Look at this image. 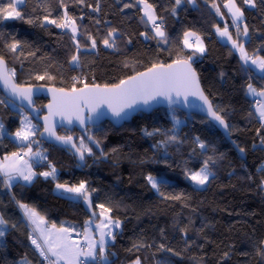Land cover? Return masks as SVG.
Instances as JSON below:
<instances>
[{"label":"trees","instance_id":"obj_1","mask_svg":"<svg viewBox=\"0 0 264 264\" xmlns=\"http://www.w3.org/2000/svg\"><path fill=\"white\" fill-rule=\"evenodd\" d=\"M227 1L181 0L177 5L175 0H24L17 7L24 19L0 15V57L15 70L20 86L69 91L84 84L111 86L153 64L191 57L202 91L242 154L212 123L178 110L137 114L119 127L105 122L84 132L59 130L61 137L75 141L85 161L81 166L70 150L40 141L39 127L33 148L45 152L46 159L33 167L31 182L9 186L0 175V212L7 222L0 226L5 229L0 264H42L20 204L34 209L50 226L82 230L85 221L99 220L102 209L97 205L111 209L107 213L121 229L106 245L105 264H132L137 259L140 264H264V122L252 108L257 102L248 96L249 84L264 90V73L246 67L239 48L216 37L217 28L227 26L248 56L264 58V0H255V6L234 0L243 13L235 34ZM140 2L150 4L157 20H164V38L143 17ZM8 5L9 0H0V8ZM65 14L75 22V34L44 19L63 22ZM185 33L194 34L189 39L193 46L199 37L203 53L185 46ZM16 41L19 46L13 52L9 46ZM73 55L78 57L74 64ZM38 75L45 78L38 80ZM0 100V156L19 153L23 159L21 152L33 141L24 145L8 138L22 120L1 93ZM45 104L37 99L35 106L43 110ZM172 120L182 125L178 128ZM205 161L212 175L197 189L188 177ZM52 168L54 176L40 175ZM149 175L164 182L157 194ZM81 182L96 217L83 200L54 193L57 184L71 187ZM87 264L102 262L99 258Z\"/></svg>","mask_w":264,"mask_h":264},{"label":"snow or ice","instance_id":"obj_2","mask_svg":"<svg viewBox=\"0 0 264 264\" xmlns=\"http://www.w3.org/2000/svg\"><path fill=\"white\" fill-rule=\"evenodd\" d=\"M83 2V0H81ZM176 4L179 5L181 0H175ZM246 4H250L255 6V0H244ZM24 0H9L8 8H0V15L3 16L4 19H24L21 15L20 11H17V6L23 4ZM126 7L128 5H125ZM228 8L229 12L232 13L233 23H236L239 20L243 13L241 10L236 7L234 0H228V3L224 5ZM213 7H216L213 5ZM152 6L150 4L145 5V15L148 16V19L151 20L155 26L156 35L164 38L165 33L161 30L160 25L155 23V17L151 11ZM173 11H175L173 9ZM219 8H217V12L219 13ZM45 21L51 24H56L57 27L60 28H68L70 27L73 34L76 32L75 22L71 20L70 17H67L65 14V19L63 22H57L56 20H49L46 16ZM28 23H33L31 19L27 21ZM43 27V25H41ZM217 32L223 37H228L229 40H232V37L228 33L227 26L223 30L217 28ZM248 29L244 28L243 33L247 36ZM111 35V33L109 34ZM194 35L192 33H185L184 44L186 47H192L193 45L189 43V36ZM197 42V51L203 53L204 48L199 41V37L196 38ZM96 42L92 41V46L95 47ZM106 46L111 47L108 40L104 41ZM19 46V41L12 43L9 47L11 51L15 52ZM233 48H239L241 51V59L245 64H248L249 57L247 53L244 51L243 45H238L235 40H232ZM72 62L75 63L78 61V57L76 55L72 56ZM191 57L187 60H176L172 64H153L151 68H149L146 72L137 73L134 76H130L127 80H121L118 84L114 85H104L101 87L98 84L88 85L84 84L82 88L73 87L70 91L65 90L63 88L60 89H50L53 93V101L49 104L48 110L49 114L45 117V131L50 135H55L52 131V128L49 125V121L52 116L60 115L62 117L66 116L71 123L72 117L74 116L76 120H78L81 124L85 122V119H92L91 116L87 118L84 117L83 112L84 109H88L89 112L95 111L101 104H107L109 108L112 109L113 114L115 116H121V113L125 108L131 107L132 104L137 99H142L145 104H147L151 99H154L157 96H164L171 100L172 93L174 92L177 96L183 94L185 98L188 95H197L201 100L204 101L205 104L208 105L207 111L208 113L215 119L220 122L221 125H224L227 128L224 120L217 115L216 112L213 111L212 105L209 103L206 96L203 95V92L200 90L199 81L197 78L196 71L192 68V64L190 63ZM251 64L255 65L260 69L262 73H264V58H254L251 59ZM15 70L9 69L6 65L3 57H0V81H3L6 88H8L13 97H20L22 100H27L30 104L32 102L33 90L31 88H24L19 84L14 82ZM45 78L44 75H38L36 79L43 80ZM51 79V77H49ZM75 80L76 78L73 77ZM248 91L256 94V89L253 88L251 84L248 85ZM259 95L264 96V91L260 92ZM0 103H4L3 100H0ZM14 103V101H13ZM260 118L264 120V104L258 109ZM3 125L0 124V128ZM34 126H31L30 122L25 123V125L16 132V137L19 139L26 141L29 139V136L33 134ZM147 135H152V133H146ZM58 140H62L65 143L71 141V137H56ZM172 139H175L173 137ZM199 142V139L197 138ZM199 146L201 149L205 148V144L203 142H199ZM89 151H91L89 149ZM241 152L244 149H240ZM29 152H31V148L29 146ZM28 153H25L27 155ZM5 161L8 163L0 164V172L7 178L8 182H11L16 177L22 178L25 181L31 182L33 176L36 173L31 171V165H27L28 171H24L21 167H19L16 161L22 159L19 153H13L12 157H5ZM81 159L83 156L81 155ZM211 157H209V160ZM26 163V162H25ZM209 164L208 161L204 162L203 167L199 169V171L191 172L189 174V178L196 185H204L208 182L209 177L212 173L208 170ZM55 168H52L51 172H43L40 175L44 177H48L50 175L54 176ZM148 182L151 184L152 188L156 189L158 192L160 191L159 184L164 183L163 181H157L156 177L149 175L147 177ZM9 186H11L9 184ZM58 189H64L65 192L73 193L78 197H83L85 201L88 202V206L92 207L91 201L89 200L88 190L84 182H81L78 186L67 187L63 184H57ZM179 199V197H175ZM20 207L25 210V214L28 216L29 220L36 225V230L40 232V238L43 240V244L38 243L37 239H32V244L36 246L39 250V253L45 260H49V256L55 257V260L50 261V264H59V261H64V264H80L79 257L81 255L93 256L96 248L97 242L94 241L89 233V226L92 221H85V240L87 241L89 251L84 253L80 246L74 243L71 240V234L69 229L61 227L56 228V225L53 224L51 229H43L40 225L44 224L45 221L43 217L38 216L34 209L28 208L25 204H20ZM100 209H102L100 213V223L95 225V230L100 233L99 239V251L101 254L104 252L105 245V236H113L112 227L119 228L120 222L118 220L113 221L111 217L105 216V213L110 212L111 209L105 208L103 204L97 205ZM93 217H96V213H92ZM7 222L0 217V226L5 225ZM5 229L0 227V237L4 236ZM31 238V237H30ZM163 247V246H161ZM227 255V253H225ZM134 264H140V260L137 259Z\"/></svg>","mask_w":264,"mask_h":264},{"label":"water","instance_id":"obj_3","mask_svg":"<svg viewBox=\"0 0 264 264\" xmlns=\"http://www.w3.org/2000/svg\"><path fill=\"white\" fill-rule=\"evenodd\" d=\"M197 78L199 81L200 90L202 91L201 82L199 80L198 75ZM14 82L16 83L15 78H14ZM22 87L31 88L33 90V95L31 98L32 102L30 104L28 103L27 100H22L20 97H13L10 90L6 88V86L4 85L3 81H0L1 95H3V97L7 99L12 105H15L17 108L26 112L27 115L31 118V120H33L35 124L39 125L41 131L39 133L38 139L47 145L50 144L56 146L57 148L59 147L68 151L70 150L75 156L78 165L80 166L84 165L85 161H84V157L83 159H81L82 154L81 152H79V150H77L75 141L71 139L70 142L65 143L62 140L56 139V137H61L58 133L59 130H65L67 132L77 130L78 132L79 131L84 132L92 127H99L101 124L105 122L112 124L115 127H119L122 125V123L131 121L132 118L137 114H151L152 112H154V110H158V109H163V110L167 109L174 111L178 110L179 112L185 115L187 114V115L200 116L206 119L215 126L218 132L222 133L226 141L232 144L237 154L242 156V154L238 151L236 145L232 143L230 139V133H228V127L225 128L224 125H221L218 120H215L208 113L207 111L208 105L205 104L204 101L201 100L197 95H188L185 98L183 94L177 96L173 92L171 96V100H169L167 97L164 96H157L154 99H151L147 104H145L142 99H137L132 104L131 107L125 108L124 111L121 113V116L119 117L113 114L112 109L109 108L107 104H101L95 111L92 112H89L88 109L85 108L83 112L84 117L87 118L88 116H91L92 119H85V122L83 124H81L78 120H76L74 116L72 117L71 123H69V120L66 116L62 117L60 115H55L52 116L49 121V125L52 128V131L55 133V135H50L48 132L45 131V117L48 116L49 114V110L47 106L51 104L53 101V93L50 91V89H54L55 87H51V86L44 87L39 85H34V86L23 85ZM55 89H59V88L56 87ZM202 92L203 95L206 96L204 91ZM37 99H44L46 101V104L42 108L43 110H39L36 108L35 105ZM209 103L212 105L211 101H209ZM212 109L214 111L213 105H212ZM225 124L227 125L226 122ZM89 200L91 201L90 197ZM82 204H84V207L87 210V212L92 215V207L88 206V202L84 201ZM0 217H1V212H0ZM263 248H264V242H263Z\"/></svg>","mask_w":264,"mask_h":264},{"label":"rangeland","instance_id":"obj_4","mask_svg":"<svg viewBox=\"0 0 264 264\" xmlns=\"http://www.w3.org/2000/svg\"><path fill=\"white\" fill-rule=\"evenodd\" d=\"M13 2H15V0H13ZM226 3H228V1L226 2ZM225 3V4H226ZM192 4L194 5V2L192 1ZM20 5H18L17 7H19ZM225 9H226V11H227V13H228V15H230V18H232V20H233V16H232V13L231 12H229V10H228V8H226L225 7ZM152 10V13H155L154 12V9L152 8L151 9ZM143 16H144V18H146L147 17V15H145V11L143 12ZM147 19V18H146ZM241 19V18H240ZM155 22H156V20H155ZM237 22V21H236ZM151 24V23H150ZM68 29L72 32V30H71V28L70 27H68ZM228 33L230 34V36L232 37V40H235L234 39V37L232 36V34H231V32H229V30H228ZM216 36H218V38H219V40L220 41H222V42H225L226 40H228V42L232 45V40H229L228 39V37H226V36H221L220 34H219V32H217L216 31ZM190 38H192L191 36H189V38L188 39H190ZM200 41V40H199ZM201 43V42H200ZM201 45H202V43H201ZM197 47H198V45H197V42L194 44V46H192V47H190V48H192V49H196L197 50ZM259 58H261V57H259ZM74 64V63H73ZM254 67V69H257V70H259V72H261L260 71V69L258 68V67H256L255 65L253 66ZM263 91V90H262ZM261 90L260 91H258L257 89H256V94H259V92H262ZM251 92H249L248 91V94H250ZM256 94H253V93H251V95H256ZM260 99L261 100H258V102H257V104L259 105V107L261 106V104H264V96H261L260 95ZM11 106V109L12 110H16L19 114H20V117H21V126H20V129L25 125V123H27V122H30V124H31V126H34V128H33V134L32 135H30L29 136V139L28 140H26V141H23V140H21V139H19L18 137H16V133L14 134V135H10V136H12L11 137V139L13 140V141H15V142H17L18 144H24V145H26V143H29V142H31V141H33L32 142V144H29V145H27L26 146V148H24L23 149V151L21 152V153H23V159H21V160H18V161H16V163H17V165L19 166V167H21L24 171H27L28 170V168H27V166H26V164L27 165H31V169L33 168V167H35V166H38V164H40L41 163V161H44L45 159H46V153L45 152H43L40 148H37L36 150L33 148V146H34V144H37L38 143V141H36L35 139V136H36V134L38 133V128H39V125L38 124H35V122L33 121V120H31V118L27 115V113L26 112H24L23 110H21V109H19V108H17L15 105H10ZM259 107H258V109H259ZM258 109H256V114H257V118L260 120V121H263L264 122V120H262L261 118H260V115H259V111H258ZM173 121V120H172ZM173 124H175V126H177L178 128L182 125V122H179V121H173ZM19 129V130H20ZM18 130V131H19ZM29 146H30V148H31V152H29ZM25 153H28L27 155H25ZM12 157V154H5V156L4 157H1L0 156V164H3V163H8V161H5V157ZM26 162V163H25ZM0 175H2V177L4 178V181H5V183L6 184H13L14 182H17V180H18V178L19 177H16L15 179H13L11 182H8L7 181V178L3 175V173L2 172H0ZM189 178V177H188ZM157 179V181H159L160 180V178H156ZM190 179V178H189ZM209 179H210V177H209ZM190 181H191V183H192V185L195 187V188H197V189H200V188H203V187H205L206 186V184H207V182L204 184V185H196L191 179H190ZM209 181V180H208ZM61 184V183H60ZM64 185V184H63ZM151 185V184H150ZM57 185H55V187H54V193L55 194H57V195H59V196H64V197H67V198H69V199H73V200H76V201H79V200H83V202L85 201L84 200V198L83 197H78V196H76L75 194H73V193H68V192H65L64 191V189H58L57 187H56ZM67 186V185H66ZM67 187H70V186H67ZM152 187V186H151ZM152 190H154V192L157 194L158 193V191L156 190V189H154V188H152ZM22 211L24 212V214H25V210L22 208ZM100 213H101V211H99L98 212V214H99V220L98 221H93V220H91L92 221V223H91V225L89 226V235L91 236V238L94 240V241H96L97 242V248H96V250H95V252H94V254H93V256H86V255H81L80 257H79V260H81V259H84V260H86V262L87 263H93V262H95V255H97L96 254V251H97V249L99 248V239H100V233L98 232V231H96L95 230V225L96 224H98V223H100V220L102 219V217H100ZM105 216H108V217H110L109 216V214L108 213H105ZM113 220V219H112ZM113 221H116V220H113ZM85 225V224H84ZM121 229V223H120V227L119 228H116V227H112V232H113V234L114 233H116V231H118V230H120ZM84 231H85V227H84ZM114 236V235H113ZM113 236H105V245H104V252H103V254H100V255H98V257L101 259V262H102V264H105L106 263V261H107V257L105 256V251H106V245L109 243V242H111L112 241V238H113ZM86 241V240H85ZM39 242H40V244H43V242H42V240L41 239H39ZM74 242V241H73ZM76 244H78L79 245V243H77V242H75ZM86 243H87V241H86ZM80 246V245H79ZM87 246H88V244H87ZM81 248V247H80ZM89 251V249H87V250H85V252L84 253H87ZM132 264H134V263H132Z\"/></svg>","mask_w":264,"mask_h":264},{"label":"crops","instance_id":"obj_5","mask_svg":"<svg viewBox=\"0 0 264 264\" xmlns=\"http://www.w3.org/2000/svg\"><path fill=\"white\" fill-rule=\"evenodd\" d=\"M140 4V8H141V10H142V15H143V12L145 11V3H143V2H140L139 3ZM152 9V8H151ZM152 11V10H151ZM153 15H154V17H155V20H157V18H156V16H155V14L153 13ZM230 16V15H229ZM144 17V16H143ZM147 18V19H146ZM145 19H146V21L150 24V23H153L151 20H149L148 19V16L146 17ZM231 19V22H232V24L233 25H235L236 23H238L239 22V20H237V22L236 23H233V20H232V18H230ZM216 37H218V36H216ZM219 39V38H218ZM190 42H193V41H190ZM222 42V41H221ZM196 42H194V44H195ZM222 43H224V44H228V45H230L231 47H233L229 42H228V40H226L225 42H222ZM240 53H241V51H240ZM250 59H249V62H248V64H245L244 63V61H243V63H244V65L246 66V67H251L252 69H253V71H255L256 73H262V72H259V70H257V69H254V65H252L251 64V59H254V58H252V57H250V56H248ZM261 90V89H260ZM259 90V91H260ZM262 91V90H261ZM264 91V90H263ZM260 93V92H259ZM248 96L251 98V99H253L254 101H256V102H258V100H261L260 99V95L259 94H256V95H251V93L250 94H248ZM258 107H259V105L256 103V106H255V108H254V110L256 111V109H258ZM11 137L12 136H8V138L11 140V141H13L12 139H11ZM13 142H15V141H13ZM17 143V142H16ZM23 154V153H22ZM24 158V157H23ZM28 171V170H27ZM31 171L33 172V168L31 169ZM18 181H25V180H23L22 178H18V180H17V182ZM17 182H14L13 184H15V183H17ZM28 182V181H27ZM13 184H11V186L13 185ZM8 185V184H7ZM23 212V211H22ZM23 215H24V217L26 218V220H27V222H28V224H29V226L35 231V233H36V236H37V238H39V239H41L40 238V232L38 231V230H36V225H34L30 220H29V218H28V216L26 215V214H24V212H23ZM41 217V216H40ZM45 221V220H44ZM40 227L41 228H43V229H51V227H52V225L50 226L46 221H45V223L44 224H42V225H40ZM56 228H58V227H56ZM42 240V239H41ZM42 242H43V240H42ZM75 243V242H74ZM110 243V242H109ZM96 254L97 255H95V262H96V260H98L99 259V257H98V255H100L101 253H100V251H99V248L97 249V251H96ZM49 259H51V260H55L56 258L55 257H52V256H49ZM101 260V259H100ZM80 261V260H79ZM94 262V263H95ZM59 264H64V261H59Z\"/></svg>","mask_w":264,"mask_h":264},{"label":"built area","instance_id":"obj_6","mask_svg":"<svg viewBox=\"0 0 264 264\" xmlns=\"http://www.w3.org/2000/svg\"><path fill=\"white\" fill-rule=\"evenodd\" d=\"M155 23L160 25L161 29H164V20L163 19L160 18V20H156ZM150 27L152 29H155V26L153 23L150 24ZM254 107H255V104L253 103L252 108H254ZM20 156L22 157V155H20ZM69 231L71 234V240L79 243L81 250L83 252H85V250L89 249L87 246V243L85 241V231L84 230L78 229V228H73V229H69ZM29 238H30V242H31L32 247L36 250V253L39 256V259H41L42 264H50V261H52V260L51 259L45 260L44 257H42L40 255L39 250L36 248V246L32 244V239H37L38 243H40L39 238H37L36 233L33 229H31ZM80 264H87V262H86V260L81 259Z\"/></svg>","mask_w":264,"mask_h":264},{"label":"bare ground","instance_id":"obj_7","mask_svg":"<svg viewBox=\"0 0 264 264\" xmlns=\"http://www.w3.org/2000/svg\"><path fill=\"white\" fill-rule=\"evenodd\" d=\"M235 32H236V26L234 25L233 26V33L235 34ZM190 43H193V42H190Z\"/></svg>","mask_w":264,"mask_h":264}]
</instances>
